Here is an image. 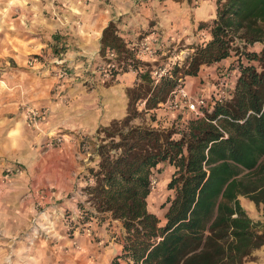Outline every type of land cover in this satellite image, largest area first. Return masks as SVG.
I'll return each mask as SVG.
<instances>
[{"label":"trees","instance_id":"trees-1","mask_svg":"<svg viewBox=\"0 0 264 264\" xmlns=\"http://www.w3.org/2000/svg\"><path fill=\"white\" fill-rule=\"evenodd\" d=\"M208 25V38L193 44L184 65L158 81L142 67L136 44L121 35L117 20L102 32L101 54L110 61L108 52L115 50V59L134 66L139 81L128 89L127 115L98 129L90 160L99 161L81 179L86 183L79 191L87 198L78 204L87 216L122 221L124 249L116 257L129 264H243L264 245V220H254L240 199L249 197L264 213V45L247 49L264 43V0H217L216 15L199 26ZM238 51L247 61L238 56L228 67L234 71L231 97L220 100L213 88L204 115L182 108L180 130L131 124L165 101L180 78ZM166 162L173 168L167 183L173 192L162 222L148 197L153 169Z\"/></svg>","mask_w":264,"mask_h":264},{"label":"rangeland","instance_id":"rangeland-1","mask_svg":"<svg viewBox=\"0 0 264 264\" xmlns=\"http://www.w3.org/2000/svg\"><path fill=\"white\" fill-rule=\"evenodd\" d=\"M201 1L0 0V94L1 86L6 85L5 80L13 81L18 74L25 75L26 83L41 73L36 74L34 71L41 69L48 70L47 74L51 73L56 77L46 92L38 94L34 90V93L30 94L29 90L23 89L19 109L16 111L0 110V204H6V198L12 192L29 194V198L32 196L34 200L35 192L46 191V188H43L45 182L42 180L39 183V175L47 176L52 172V168L45 171L47 174L42 173L44 168L56 162L63 169H71L72 162L67 153L68 148L74 145L78 152L75 157L77 170L73 175L76 183L84 179L88 167L97 165L99 161L90 160V152H93L100 141L99 127L109 125L115 118H123L128 113V89L139 81L137 71L134 66L125 67L114 59L116 70H120L119 73H114L112 65H109L100 49L95 52L91 40L82 42L77 39L79 22H93L98 10L114 14L111 19L118 21L121 35L131 44H136L137 51L142 38L149 36L155 48L154 56L137 55L143 63L142 67L150 69L155 81H158L161 72L165 74L177 64L184 65L187 57L193 53L190 50L188 53L186 47L208 38L210 25H199L201 22L210 23L213 16L192 26L195 8ZM133 8L138 10L136 17L130 12ZM161 20H164V23L160 24ZM104 22L105 19L101 17L97 24ZM124 23L127 24L126 29L123 27ZM166 24L169 27L165 26ZM37 38H51L49 41L52 44L42 47L40 52H35L34 49L40 41ZM7 41L15 54L6 53ZM236 44L240 46L238 50H244L242 42ZM182 48L185 52H181ZM241 51H238L237 57L241 56L247 61ZM6 57L9 63L6 62ZM178 75L182 76L180 72ZM224 76L229 79L231 74L223 70L216 80H210L214 82L215 89L219 87V81ZM33 88L31 87L32 90ZM169 96L150 111L139 113L132 119L131 124L149 123L175 130L182 129L180 111L171 106L170 102L165 103ZM2 102L0 98V107ZM144 106L145 101L139 103V109ZM32 110L37 114L34 115ZM3 115L9 116L6 118ZM81 116L88 120L81 122ZM59 137L62 139L59 140ZM172 172L173 168L168 162L162 163L152 171L156 185L148 197V206L160 216L166 213L169 205L166 202L167 197L173 192L167 187ZM79 190L80 186L74 189V194L80 193ZM71 194L73 192L69 196ZM240 199L254 220H264L261 206L245 195H240ZM34 202L39 210L45 208L46 213L42 212V218L48 222H51L50 219L53 221V232L67 231L68 236H73L71 232L74 228L78 227L86 232L85 223L91 224L94 218L99 221L94 215L87 216L80 205L77 208H80L82 213L78 215L77 208L68 207L63 214L59 210L55 212L51 202L45 205L38 199ZM37 220L34 221V235H47V232L40 230L43 228ZM63 221L68 225L65 226ZM29 234L28 230L18 234L15 242H20L21 237ZM90 235H93V231ZM263 246L254 251V259L260 260ZM125 260L126 258L115 256L112 262L126 264ZM5 264L17 263L6 261Z\"/></svg>","mask_w":264,"mask_h":264},{"label":"crops","instance_id":"crops-1","mask_svg":"<svg viewBox=\"0 0 264 264\" xmlns=\"http://www.w3.org/2000/svg\"><path fill=\"white\" fill-rule=\"evenodd\" d=\"M195 9L194 22L192 23V26H196L200 21L208 20L211 16L214 17L216 15L217 0H202ZM136 11L138 10L133 8L130 12L136 17ZM118 12L119 14L121 13L120 11ZM97 14V17H94L92 20L93 22L82 23L80 20L81 22H79L77 27L78 32H76L77 39L79 41L84 42L86 39H89L92 43H94L93 48H95V52L100 49V37L103 29L107 26L111 17L114 16V14H106L103 10H98ZM101 17L105 19V22L99 25L97 24V21H101ZM162 23H164V20H161L160 24ZM123 25L124 29H126L127 24L124 23ZM165 26H168V24ZM122 34L124 35V33ZM37 39L40 41L34 49L35 52H40L42 47L52 44L49 41L51 38L44 40L41 38ZM6 45V49L8 50L6 53H14L9 41H7ZM263 45L264 43L262 41L257 40L254 43H249L247 49L260 51ZM186 50L188 53L189 50L193 51L194 45L191 44L186 47ZM181 52H185V49L182 48ZM236 57V55H229L220 61L209 64L205 63L201 66L198 74L185 75L184 82L189 91L196 95L200 92V90H204L209 95L215 85L214 82L210 80H216L218 75L222 73L223 70L232 74L229 81L231 80L230 84L234 86V71L232 68L228 67ZM6 62L9 63L10 61L7 59ZM7 67L8 66H6V68ZM34 72L36 74H38V72L41 73L39 75H35L36 78L28 81L29 83H26L24 74H18L13 81L5 80L6 85L1 86L0 98L3 101V104L1 103L2 105L0 107L1 111H6L8 109L16 111L19 109L22 95L21 91H23V89L29 90L30 94H33L34 90H36L38 94L39 92H46L49 84L56 78L55 76H52L51 73L47 74L48 70L46 69ZM211 82H213V85ZM10 86H12L11 91L9 89ZM31 87H34L33 90ZM3 116L8 118L9 115ZM80 118L81 119L79 120H81V122L82 120H88L85 116H81ZM99 119L100 117H98V120ZM95 151L96 148L90 153L95 154ZM77 152L78 151L75 145L68 148L67 155L69 156V160L72 162V164H70L71 169L69 170L63 169L57 162L52 164L50 167L44 168V172L42 173L45 174H47L45 172L47 169L50 170L52 168V172L47 174V176L43 177L41 174L38 178L39 183L42 180L45 182L43 188H46V191H42L45 192L46 195L39 190V192H35L33 194L34 200H32V196L29 198V194L25 195L19 192H12L6 198L7 203L0 204V264H5L6 261H16L17 264H114L112 262L113 258L123 252L124 235L126 230L120 219L109 217L106 220L99 219V221H97L96 218H94L91 221L93 235L84 232V229L82 230L76 227V229L74 228L71 232L73 236H68L67 231L53 232V221L50 219L51 222H48L42 218V212L46 213L44 211L45 208H43V210H39L34 202L35 199L40 200V203H44V205L45 203L51 202L53 210L55 212L59 210L60 213L63 214H65L64 211L68 207L76 209L79 206V198L85 199V195L79 192H75L74 194V189L84 185L86 182L79 180V182L76 183L75 176L73 175L77 170V162L75 159ZM48 187H50V190H48ZM71 192H73L74 195L71 194V196H69ZM55 200L56 202H53ZM151 211L157 213L155 210ZM50 214L52 213L50 212ZM157 215L160 217L162 222L165 221V214L160 216L157 213ZM35 219H38L37 222H39L43 228L40 230L47 232V235L44 236L41 233L39 235L37 234V236L34 235L33 226ZM63 223L65 226L68 225L65 221H63ZM27 230L30 234L26 235L24 238L21 237L19 239L20 242H15L17 240V235ZM74 241H77V246ZM256 252L260 253L259 251ZM125 263L129 264L128 259L125 260ZM120 264H124V262ZM243 264H264V250H262L260 260L250 259L245 261Z\"/></svg>","mask_w":264,"mask_h":264},{"label":"built area","instance_id":"built-area-1","mask_svg":"<svg viewBox=\"0 0 264 264\" xmlns=\"http://www.w3.org/2000/svg\"><path fill=\"white\" fill-rule=\"evenodd\" d=\"M201 0H196V2H200ZM138 55L141 57H144V54H147L149 56H154L155 54V48L152 44V39L149 36H145L142 38V40L139 43L138 46ZM116 52L115 50H110L108 52V58L111 60L109 61V65L116 66V63L113 61L115 59ZM163 72L160 73L162 75ZM179 85L172 90L170 93V96L168 100L165 103L171 104V106L175 107L177 110H181L182 108H186L188 111L192 112L194 115H204V107H208V94L204 90H200V92L196 95L192 94L189 89L187 88L185 82H183V79L180 78ZM217 95L220 97V100H223L224 98L231 97L232 91L234 89V86L230 84L229 79L226 77L222 78L219 81V87L216 88ZM34 112V115L37 114L35 110H32ZM59 140L62 138L59 137ZM151 183H152V189L156 185V179L151 175ZM81 193V192H80ZM82 194V193H81ZM76 213L79 215L82 213L80 208L76 209ZM85 230L88 234L92 233V226L90 223H85ZM74 243L77 246V241H74Z\"/></svg>","mask_w":264,"mask_h":264}]
</instances>
